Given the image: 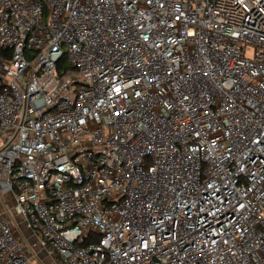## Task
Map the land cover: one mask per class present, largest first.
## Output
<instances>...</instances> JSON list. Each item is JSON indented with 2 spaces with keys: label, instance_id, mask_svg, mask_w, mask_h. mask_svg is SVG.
Masks as SVG:
<instances>
[{
  "label": "built area",
  "instance_id": "1",
  "mask_svg": "<svg viewBox=\"0 0 264 264\" xmlns=\"http://www.w3.org/2000/svg\"><path fill=\"white\" fill-rule=\"evenodd\" d=\"M0 51V264H264V0H0Z\"/></svg>",
  "mask_w": 264,
  "mask_h": 264
},
{
  "label": "rangeland",
  "instance_id": "2",
  "mask_svg": "<svg viewBox=\"0 0 264 264\" xmlns=\"http://www.w3.org/2000/svg\"><path fill=\"white\" fill-rule=\"evenodd\" d=\"M252 53L251 50H248L247 51V56H250ZM21 234L25 237V238H29V233L26 231L25 227L24 226H20L19 228ZM29 244L31 246V250L33 252H39L40 248L38 247V245L36 243H34V241L32 239L29 240ZM42 261L45 263V264H51L50 260L49 259H46V258H43L42 256H40Z\"/></svg>",
  "mask_w": 264,
  "mask_h": 264
},
{
  "label": "trees",
  "instance_id": "3",
  "mask_svg": "<svg viewBox=\"0 0 264 264\" xmlns=\"http://www.w3.org/2000/svg\"><path fill=\"white\" fill-rule=\"evenodd\" d=\"M9 55H10V53H8V51H0V56L5 57V56H9Z\"/></svg>",
  "mask_w": 264,
  "mask_h": 264
}]
</instances>
